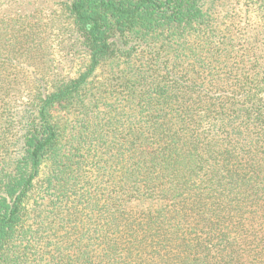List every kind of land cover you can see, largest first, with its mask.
I'll return each mask as SVG.
<instances>
[{
	"label": "trees",
	"instance_id": "1",
	"mask_svg": "<svg viewBox=\"0 0 264 264\" xmlns=\"http://www.w3.org/2000/svg\"><path fill=\"white\" fill-rule=\"evenodd\" d=\"M260 34L264 0H0V264H264Z\"/></svg>",
	"mask_w": 264,
	"mask_h": 264
},
{
	"label": "rangeland",
	"instance_id": "2",
	"mask_svg": "<svg viewBox=\"0 0 264 264\" xmlns=\"http://www.w3.org/2000/svg\"><path fill=\"white\" fill-rule=\"evenodd\" d=\"M230 6H231V5H230ZM230 6H228L226 10H225V8L223 9V11H224V16H225V21H226L227 23H230L231 21H233V22L235 23L236 26H239V28L242 27V24L244 23V18L241 17V16H239L240 13H238L235 9L232 10L233 8H231ZM235 8L237 9V8H239V6L236 5ZM227 17H229V18L232 17L233 20H231V21L229 22L228 19H227ZM254 32H256V29H254V30L252 31V33H254ZM236 35H237V37H238L237 42H238V41H242V39L244 40L245 37H248V39H251V38L254 36V34H248V33H246V31H242V30H240V29H238V28H237V30H236ZM243 36H244V37H243ZM256 36H257V35H256ZM263 37H264L263 34H260V35H259V39H260V40L263 39ZM263 49H264V46H263ZM259 53H260V55H263V56H264V52L260 51Z\"/></svg>",
	"mask_w": 264,
	"mask_h": 264
}]
</instances>
